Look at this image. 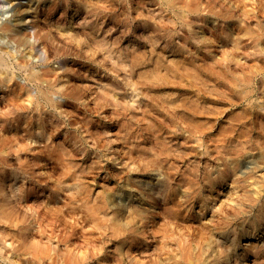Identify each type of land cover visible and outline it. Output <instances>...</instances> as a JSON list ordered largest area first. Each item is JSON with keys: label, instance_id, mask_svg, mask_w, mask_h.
<instances>
[{"label": "rangeland", "instance_id": "374dc122", "mask_svg": "<svg viewBox=\"0 0 264 264\" xmlns=\"http://www.w3.org/2000/svg\"><path fill=\"white\" fill-rule=\"evenodd\" d=\"M0 55V264H264V0H0Z\"/></svg>", "mask_w": 264, "mask_h": 264}, {"label": "bare ground", "instance_id": "6f19581e", "mask_svg": "<svg viewBox=\"0 0 264 264\" xmlns=\"http://www.w3.org/2000/svg\"><path fill=\"white\" fill-rule=\"evenodd\" d=\"M168 1L171 4H173V0H168ZM25 13L26 12H24L23 9L18 11V13L16 14V16L14 18V22H15L14 25L15 26L21 27V26L25 25V22L23 21L24 20L23 15ZM182 17L184 18V15ZM3 29L10 30L12 28H11V25H5V27H3ZM23 36L20 37V39H19V41H21L22 44L23 43H27L26 40H25V37H23ZM26 46H28V45H26ZM6 65H7V61L5 60V58L2 55H0V67L4 68ZM19 66L22 67V64H19ZM29 77H30V79L36 78L37 74L33 70H31ZM6 80H7L6 78L0 77V86H1V84L4 86ZM45 89L46 90H44V89L38 90L39 91L38 92V96H39L38 99L44 98V100H46L48 102H51L52 101L51 92L53 90L51 89V87H50V89H49V87L45 88ZM29 91H30L29 94L32 95V90H29ZM34 101H36V100H34ZM257 155H258L257 156L258 158L264 160V147H262L260 149V151L258 152ZM232 162L233 163H231V165H233V166H231L227 172L233 174L235 172V167L234 166L239 162V160L238 159H234ZM211 180H213L212 177H211ZM0 199H3L2 202H0L1 206L3 205V203H5V205L7 204V200L8 199H6V195L4 196L1 193V191H0ZM247 201H248V205H250V206L253 205V204L259 203L258 199L255 196L253 197V195H251L250 193H249V196L247 197ZM258 205H259L258 216L255 218L254 221L253 220H248L246 218H242V222H243V226H244L243 229H242L243 235H249L251 233L250 231H247V229H245V226H246L247 223L250 224V222H251V225L255 226L257 220L264 217V200ZM90 211H91L92 214H94L95 213V208H90ZM241 211L242 210H240L238 212V216H240L242 214H245L244 211H242V212ZM113 223L115 225H119L120 224V217L119 216H115V218L113 219ZM229 223H231V225L235 224V222H229ZM260 225H261V228L264 229V221L263 220L260 222ZM262 233H264L263 230H262ZM255 238L256 237L247 238L248 241L244 245L247 246V245L253 244V241H251V240L255 239ZM22 243H23L24 251L27 252L29 255H31L33 258H35L37 260L39 259L42 262H45V261L51 260L52 257L54 258V255H53L54 252L51 253V250H47V248H43V249L42 248H37V247H35V245L27 243V241H23ZM204 248L205 247H203L200 251H197L196 253L195 252L194 253H188L187 251L186 252L184 251L183 254L181 255V258L182 259L186 258L188 261L193 262V264L195 262H199V264H222L223 263L222 259H224V258L221 255H216V257H214V255L211 254L209 250L206 251ZM59 264H63V263L59 262ZM69 264H75V263L74 262H69Z\"/></svg>", "mask_w": 264, "mask_h": 264}]
</instances>
